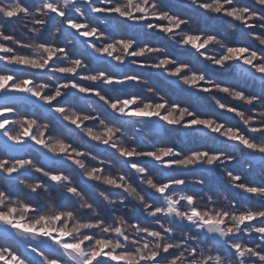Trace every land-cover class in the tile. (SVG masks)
Wrapping results in <instances>:
<instances>
[{"label": "snow or ice", "instance_id": "obj_1", "mask_svg": "<svg viewBox=\"0 0 264 264\" xmlns=\"http://www.w3.org/2000/svg\"><path fill=\"white\" fill-rule=\"evenodd\" d=\"M7 2L12 3L13 0H7ZM16 2L24 11L35 8L34 0H16ZM73 3L75 4V0ZM88 3H93V0H88ZM197 6L200 7V5ZM44 7L51 8L52 5L45 4ZM203 7L206 9L208 6ZM90 11L92 15H89L85 21L78 14V8L69 9L65 13H58V9H54L51 15L59 16L61 25L68 29L69 38L62 35L63 39L58 37L56 42H52L48 38L47 31L40 36L43 47L55 48L58 53L70 57L76 65L83 64V68L78 67L70 70L63 61L57 65L55 56L49 59L48 65L44 68H30L25 63L19 65L10 63V60L13 59L11 57L12 47L7 42L0 44V64L8 65V67L0 69V73H3L0 74V82H2L0 83V92L9 93L6 97H0V99L8 102L0 105V143L3 145V148L0 149V185L6 189L4 193H0V196L12 198L22 195L26 200L24 209L27 215L25 217L12 215L9 216V219L13 221L19 219L22 224H29L28 217H39L31 225L34 233L29 235L25 232L19 240H17L16 235L20 234V228L15 223L5 224L3 220H0V225H4L0 231L6 234L5 237L0 238V264H99L100 261H107L108 264H126L127 253L131 252V249L123 248L119 249L118 252H112L103 241H97L100 246L92 249L90 255H84L83 259H78L72 253L65 251V248L70 246L73 241L64 232V229L59 227V224L63 223L65 215L71 217L76 209L70 203L60 202L61 194H58L55 215H46L44 206L38 199H33L24 191L16 190V186L21 187L17 180L21 177L23 180H37L38 178L39 182L52 186L62 183L63 178L71 174L73 179L68 182L71 186L66 189L67 194L64 195L72 202L77 199L76 193H83L92 200L76 179L77 172L80 171V162L75 157L81 155L82 150H86L89 157L93 155L100 157L96 160L89 158L88 162L94 164L101 173L106 166H110L106 165V161L115 163L124 161V168L133 173L135 178L142 180L144 173H137L135 170L137 168L150 169L151 158L155 156V151L151 147L141 146L139 158H137L136 153L132 152L125 155L117 153L116 146L109 141H105L102 145L108 151L99 152L97 150L98 137L89 141L85 148V141L88 138L80 133V129L95 122V112H99L106 121H112L114 117L120 116L121 120L117 123H120L121 127H126L123 122V117L126 114L128 117L158 119L175 127L183 125V128L188 130L205 124L211 125L210 114L213 111L216 112L215 120L220 122L225 114L234 116L243 108V105L223 96V93L228 91V86L223 83L225 80H232V88L241 89L243 94H248L249 86L245 85L254 83L247 78L237 80L234 73L231 79L214 78L208 74L205 65L223 70L226 66L230 68L234 62L242 63L252 69L255 75L264 76V63H261V60H264V48H261L255 40L251 39L247 32L233 34L232 44L226 52L215 57H209L208 47L211 46V41L216 36L226 31L225 21L227 17L223 19H216L213 16L200 17V27L197 32H190L177 44L173 42L172 37H174L175 32L179 31V27L170 26L162 16H142L140 13H135L129 17L125 14L116 20L115 27H113L111 20L109 24L104 25L100 24L95 17L110 18L117 15L119 9L94 7ZM219 15L220 13H217V16ZM11 19H16V17H11ZM89 24L95 25L91 31L88 30ZM214 24L215 27H213ZM140 25H146L147 29ZM249 31L255 32L256 29L251 28ZM10 32H15L14 26L10 25L4 31V35L7 37ZM117 44L125 47L126 55L123 59L113 60ZM169 44L175 46V52L169 49ZM110 48L113 49L112 53L108 51ZM161 48L164 49L163 52L158 51ZM147 49L157 50L158 62H148V57L145 55ZM18 50H23L22 43L18 45ZM248 53H251L250 57ZM150 55L151 53H149ZM108 60H113L111 65L106 63L107 67L100 66ZM188 67L194 69L191 80L185 79L183 75ZM144 72L155 74L157 79L167 76L166 82L170 88H179L187 94L189 93L186 89L191 88L199 95L189 94L187 99H171L167 93L151 82L150 77L144 76ZM48 75L55 77V80H48ZM142 80L151 82V90H146L147 85L141 83ZM89 81L93 82L90 83ZM36 84H40L44 90L37 92ZM49 85H51L52 90L49 89ZM124 85H131V87ZM217 87L220 88V92L216 95L223 96V103L219 107L211 104L212 110H208V100L205 97ZM152 92H155L156 95H152ZM240 95L241 92H238L237 96ZM252 98L257 99L258 97L253 95ZM85 101H92L94 107H90ZM197 103H199V108H194L193 105ZM121 105L123 106L121 107ZM169 106H171V110H169ZM66 107L73 108L78 115L58 119L57 117L65 112ZM148 109L153 110L147 111ZM185 112L188 113L187 118H185ZM177 113L180 117L179 120L172 119ZM80 115L85 117L83 123L80 122ZM16 120H21L24 125L33 122L31 130L25 127L20 134L12 135L10 129H13ZM37 121H48L51 128L61 134L65 131V125L69 121L71 122L70 128L75 129L76 132L71 135L70 142L63 144L59 149L52 146L53 150H58L60 155L52 157L48 154L46 142L51 132L46 128L42 137H37L35 134V122ZM233 127L238 131L242 130V125L238 121L233 124ZM134 131L143 133L145 137L151 134L140 128ZM213 131L218 132L219 127L214 128ZM249 131L254 132V129H249ZM89 135L91 134L89 133ZM245 136H247V132H245ZM178 143L172 144L163 152L162 167L175 169L176 161L180 159L182 152L190 153L197 160L201 156L207 157L210 162L219 160L224 152H229V159L225 163H233L232 150L228 148L201 149L196 147L182 150L177 147ZM169 153H174V155L170 156ZM34 162L37 167L32 168ZM185 162H189L187 156H185ZM69 164L72 165L71 171L67 167ZM196 172L198 171L185 173L177 170L174 176L167 178L168 182L164 188L158 189V193H164L166 196L165 189L171 191V188L176 185L183 188L187 176H199L193 174ZM229 174L238 183L242 182L241 177L231 170ZM86 175L93 177L94 174L88 173ZM79 178L81 180L84 177L79 176ZM39 182L37 183L38 189L40 187ZM252 183L251 180L248 181L249 185ZM86 185L94 191L97 182L95 179H90ZM120 190L119 187L116 188L117 192ZM191 190L192 187L189 188V191ZM148 199L151 200L152 198L148 197ZM232 200L233 203L230 207L233 209L240 208L242 203H247L242 200V197H233ZM152 203L154 206H158L160 201L153 200ZM252 203L257 207H264V204H258L255 201ZM121 204H126V202L121 201ZM99 206L104 207L102 200ZM149 210L159 217L160 214L155 211V208ZM10 211L14 214L17 209L13 207ZM141 214L144 219L133 220L130 218V222L144 228L143 236L153 239L152 236H149L150 232H159L162 236L171 232V229L166 232L164 229L149 223L146 214L143 211ZM205 214L209 217V220L204 222L205 224L219 218L221 226L225 223L228 215L227 212H224L223 217H221L219 211L215 215L210 212ZM0 215H7L2 207H0ZM114 215V212H108L104 220H101L99 217L85 214L81 222H87L89 225L86 231L89 239L79 246L83 248L87 243H90V237L96 232L98 225L111 220ZM193 215H199V210ZM261 217L259 221H252V224L264 225V213H261ZM49 219H52L57 227L49 229L47 233L39 234L40 229L37 226L42 222L47 223ZM189 222L184 221L183 223ZM113 227L117 233L121 231V228L116 226L114 221ZM192 227L196 229L192 235L199 237L200 244L199 246L194 244L191 249V256L186 258L192 261L199 254L202 258L207 259L203 257L204 246L211 245L210 237H219V233L208 232L199 222ZM247 227V224L242 225V228ZM124 236L126 237L127 234L125 233ZM249 236H251L249 247L264 241V227H260L258 232L247 233L242 231L235 236L229 234L222 238L223 242L218 238L215 245L210 247L209 256H216L217 260L224 254L236 257L239 248L237 241L247 240ZM117 239L122 238L117 236ZM259 251L264 254V247H261ZM119 252L125 254L121 255ZM175 256L176 253L169 247L165 248L163 253H157L153 257H141L138 264H159L161 260H175ZM239 259L241 264H247V261L253 258L240 256ZM207 264H214V262L208 259Z\"/></svg>", "mask_w": 264, "mask_h": 264}, {"label": "clouds", "instance_id": "obj_2", "mask_svg": "<svg viewBox=\"0 0 264 264\" xmlns=\"http://www.w3.org/2000/svg\"><path fill=\"white\" fill-rule=\"evenodd\" d=\"M34 3L35 8L24 11L19 7L16 0H13L12 3H8L7 0H0V44L7 42L12 47L11 57L13 59L10 60V63L17 65L25 63L30 68H44L48 65L49 59L55 56L57 65L63 61L70 70L84 67L83 64L76 65L70 57L66 54L58 53L55 48L42 46L40 36L45 31H47L48 38L52 42H56L58 37L62 35L65 38L70 36L68 29L61 25L59 16L54 17L51 15L54 9H58V13H65L69 9L78 8V14L85 21L89 15H92L90 9L94 7L119 9V13L113 17H95L100 24L104 25L109 24L111 20L113 27H115L116 20L125 14L129 17L135 13H140L142 16H162L170 26L179 27V31L175 32L174 37H172L173 42L177 44L190 32H197L200 27V17L208 18L213 16L216 19L227 17L225 21L226 31L216 36L211 41V46L208 47L209 57H215L222 52H226L227 48L232 44L233 34L236 33L247 32L251 39L255 40L261 48H264V0H176L177 5L181 9H186L192 15L166 7L165 0H93L91 4L88 3V0H75V4L73 0H34ZM45 4H51L52 7L45 8ZM146 5L147 7H145ZM197 5H200V7ZM205 5L208 6L206 9L203 7ZM217 13H220V15L217 16ZM69 15H71V12H69ZM11 17H16V19H11ZM10 25L15 27V32H10L6 37L4 31ZM181 25L183 27H180ZM93 26L95 25L89 24L88 30L91 31ZM140 26L147 29L146 25ZM251 28H255L256 31H249ZM205 38H207L206 35ZM21 43L23 50H18V45ZM108 51L112 53L113 49L110 48ZM158 51L163 52L164 49L161 48ZM149 53H151L150 56ZM125 55V47L117 44L113 60L117 58L123 59ZM145 55L148 57V62H158L157 50L147 49ZM248 55L250 57L251 53H248ZM257 59L260 58L257 57ZM113 60L105 61V63L111 65ZM261 63H264V60H261ZM6 67L8 65L0 64V69ZM254 67L257 66L254 65ZM229 69L233 70L237 80L247 78L250 81H254L257 85V90L253 91L250 84L248 94H243L241 89L232 88V80H225L223 83L228 86V91L223 93V96L243 105V108L234 116L225 114L220 122L215 120L216 112L213 111L210 114L211 125L205 124L185 130L183 125L175 127L158 119L128 117L125 114L123 122L126 127H121L120 123H117V121L121 120L120 116L114 117L112 121H106L99 112L94 113L96 116L95 122L80 129V133L88 138L85 141V148L89 141L98 137L97 150L101 153L108 151L102 145L105 141H109L116 146L117 153L121 155L132 152L136 153L137 158H139L141 146H149L155 151V156L151 158L150 169L137 168L135 170L137 173H144L142 180H138L133 173L124 168V161L120 163L106 161V165L110 166H106L103 173H101L94 164L88 162L89 158L96 160L100 159V157L94 155L89 157V153L86 150H82L81 155L75 157L80 162V171L77 172V175L84 177L81 181L85 184H88L90 179H95L97 185L94 187V191L100 200L104 202V207H100L96 201L90 200L87 195L76 193L77 199L74 202L75 206H73L76 211L71 217L65 215L63 223L59 224V227L63 228L64 232L73 241L70 246L65 248V251L72 253L78 259H83L84 255H90L92 249L100 246L97 241H103L112 252L130 248L131 252L127 253L126 264H138L141 257H153L157 253H163L165 248L169 247L176 253L175 260H161L159 264H207L208 259L213 261L214 264H241L240 256L253 258L249 259L247 264H264V254L259 251L261 247H264V241L249 247L251 236L247 240L237 241L239 248L237 249L238 255L236 257L224 254L217 260L216 256H209V249L215 245L218 238L223 242L222 238L229 234L235 236L242 231L247 233L258 232L260 227H264V225L258 223L252 224L254 220L259 221L262 218L261 213H264V207H257L252 203V201H255L258 204H264V135H262L264 133V76L255 75L252 69L242 63L234 62L230 68L226 66L223 70L227 71ZM193 71L192 67H188L183 74L184 78L191 80ZM97 76H99L98 73ZM161 78L168 79L167 76H162ZM47 79L54 81L55 77L48 75ZM89 82L92 83L93 81ZM141 83L147 85L146 90H151V82L142 80ZM124 86L131 87V85ZM48 87L52 90L51 85ZM35 88L37 92L44 90L40 84H36ZM186 91L192 95H199L198 92L191 88L186 89ZM218 92H220V88H214L213 92H210L205 97L212 105L217 107L223 103V96L216 95ZM238 92H241L240 96H237ZM8 95L9 93L7 92H0V97ZM152 95H156V93L152 92ZM253 95L258 98L253 99ZM250 100L251 103H249ZM85 102L90 107H94L92 101ZM7 103L6 100L0 99V105ZM185 106L187 107V105ZM152 110L148 109L147 111ZM169 110H171V106H169ZM77 115L76 110L66 107L65 112L57 118L76 117ZM184 115L187 118L188 113L185 112ZM179 118L178 113L172 117L174 120H179ZM79 119L83 123L85 117L80 115ZM237 121L241 123L242 130L238 131L233 127V124ZM32 123L29 122L24 125L21 120H16L13 129H10V131L12 135H18L25 127L31 130ZM70 123L69 121L65 125V131L61 134L54 131L48 121L35 122V134L37 137H42V133L46 128L51 132L46 142L50 156L56 157L60 155L59 151L53 150L52 146L59 149L63 144L70 142L71 135L76 132L75 129L70 128ZM217 127H219V131L214 132L213 129ZM137 128L145 129L146 132L151 134L145 137L143 133L134 131ZM249 129H254L255 134ZM187 132H192L202 138L203 143L198 148H228L232 150L231 158L233 163H225L229 159V152H224L219 160L211 162L207 157L201 156L197 160L190 153L182 152L180 159L176 161L175 169L162 167L163 152L176 142H179L177 147L182 149ZM245 132H247V136H245ZM165 134H167L170 142L165 141ZM58 141L60 143H57ZM2 148L3 145L0 144V149ZM169 155H174V153H169ZM185 156H187L189 162H185ZM158 157L160 159H157ZM238 166H242L243 171L238 170ZM31 167H37L36 163L34 162ZM67 167L71 169L72 165L69 164ZM177 170L185 173L192 171L214 173L219 181L227 186L228 190L220 189L214 191L208 189L202 176L189 175L186 177L183 188L176 185L171 188V191L165 189L167 192L166 196L164 193H158L159 188L165 187L168 182L167 178L174 176ZM230 170L241 177V183H238L229 174ZM245 172L253 176L251 185L248 184L249 179L244 175ZM88 173H93V177H87L86 174ZM72 179V175L68 174L63 178L62 183L52 186L39 182L38 178L37 180H23L21 177L17 182L21 184L24 192L28 193L33 199L40 201L44 206L46 215L54 216L58 194H67L66 189L71 186L68 182ZM38 182L40 183L39 189L37 188ZM192 185H199L200 187L198 190L189 191ZM118 187L121 189L119 192L116 191ZM5 191L4 186L0 185V193ZM148 197L152 199L150 200ZM233 197H242V200L247 203H242L240 208L233 209L230 207L233 203ZM153 200H159L160 204L154 206ZM121 201H125L126 204L122 205ZM25 204L26 200L22 195L12 198L0 196V207L7 213V215H0V220H3L5 224L15 223L20 228L19 235L14 233L17 240L25 232L32 235L34 229L31 225L39 219L38 216H30L28 217L29 224H22L19 219L15 221L9 219V216L12 215L25 217L27 215L24 209ZM13 207L17 209L14 214L10 211ZM150 208H155V211L160 214L159 217L153 211H150ZM137 210L146 214L149 223L164 229L166 232L171 229V232L163 236L159 232H150L149 236L153 237L154 242L153 239L143 236L144 228L137 226L134 222H130V217L126 215V213ZM197 210H199V215H193ZM217 211L221 213V217H223L224 212L228 213L223 226H221L219 218L216 221L205 224L204 222L209 220L208 215L205 213L210 212L215 215ZM108 212H114L115 215L111 220L99 224L96 232L90 237V243H87L83 248L80 247V244L89 239L86 234L89 225L87 222H81L83 216L87 214L104 220ZM113 221L116 226L121 228L120 232L117 233L115 231ZM184 221L190 222L183 223ZM197 222L204 226L208 232L219 233V237H210L211 245L204 246L203 257L207 259L202 258L198 254L195 260L190 261L186 257L191 256L192 246L194 244L199 246L200 244L199 237L192 235V232L196 230L192 225L197 224ZM245 224L248 227L242 228V225ZM3 226L0 225V228ZM37 227L40 229L39 234H44L49 229L56 228L57 224H54L52 219H49L47 223L42 222ZM125 233L127 234L126 237L124 236ZM117 236L122 239H117ZM119 254L124 255L125 253L119 252ZM99 264H108V262L100 261Z\"/></svg>", "mask_w": 264, "mask_h": 264}, {"label": "trees", "instance_id": "obj_3", "mask_svg": "<svg viewBox=\"0 0 264 264\" xmlns=\"http://www.w3.org/2000/svg\"><path fill=\"white\" fill-rule=\"evenodd\" d=\"M165 4H166V6H168L171 9H173L174 11H180V12H183V13H185L187 15H192V13L188 12L186 9H181L177 5L176 0H165ZM215 26L216 25L214 24L213 27H215ZM60 39H63V37H60ZM169 49L171 51H173V52L176 51L175 46L171 45V44H169ZM100 66L107 67L108 65L106 63H104V64H101ZM205 67H206V69L208 71V74L213 76L214 78H217V79H231V78H233V70L232 69L224 71V70H219V69H216V68L208 66V65H205ZM143 75L146 76V77H150L151 78V82L153 84H155L157 87H159L163 92L167 93L171 99H174V100H176V99H187V96L189 95L187 93L182 92L179 88H170L168 86V83L166 82L165 79H162V78L161 79H157L155 74L144 72ZM249 85L250 84H246L245 86H249ZM251 87H252L253 91L257 90V85L255 83H251ZM207 104H208V110H212L211 103L209 101H207ZM193 107L194 108H199V103L193 105ZM164 139H165L166 142H170L169 138L167 137V134H165ZM202 143H203V140H202L201 137L193 134L192 132H187L185 134V140H184V143H183L182 150H187V149H190V148L199 147V146L202 145ZM0 144H2V143H0ZM238 170L243 171L242 166H238ZM69 171H71L70 168H69ZM193 174L202 176L205 179L206 187L208 189H211V190H214V191L220 190V189L225 190V191L228 190L227 186H225L221 181H219L218 177L214 173L200 171V172H196V173H193ZM244 175L249 180L253 179V176L250 173L245 172ZM76 179H77V182L81 185V187H83L84 190L88 193L89 197L92 200L96 201L98 204H100L101 200L96 195L95 191H93L89 186H87L85 183H83L80 180L78 175L76 176ZM191 187H192V190L195 191V190H198V188L200 186L199 185H192ZM16 190L20 191V192H23V189L20 186H16ZM60 202H67V203L72 204V206H75L74 202H72L64 194H61ZM128 216L131 219H133V220H142V219H144L143 215L141 214V211H139V210H137L135 212L128 213ZM5 235L6 234L3 233V231H0V238L5 237Z\"/></svg>", "mask_w": 264, "mask_h": 264}, {"label": "rangeland", "instance_id": "obj_4", "mask_svg": "<svg viewBox=\"0 0 264 264\" xmlns=\"http://www.w3.org/2000/svg\"><path fill=\"white\" fill-rule=\"evenodd\" d=\"M4 233V232H3Z\"/></svg>", "mask_w": 264, "mask_h": 264}]
</instances>
